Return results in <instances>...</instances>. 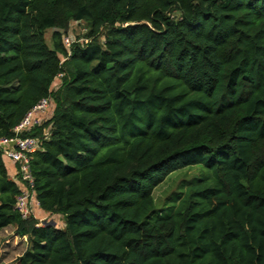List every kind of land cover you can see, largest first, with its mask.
Here are the masks:
<instances>
[{
	"label": "trees",
	"instance_id": "1",
	"mask_svg": "<svg viewBox=\"0 0 264 264\" xmlns=\"http://www.w3.org/2000/svg\"><path fill=\"white\" fill-rule=\"evenodd\" d=\"M70 22L87 42L63 44ZM45 97L20 136L63 225L22 218L0 148V229L30 243L14 264H264V0H0V139Z\"/></svg>",
	"mask_w": 264,
	"mask_h": 264
},
{
	"label": "rangeland",
	"instance_id": "2",
	"mask_svg": "<svg viewBox=\"0 0 264 264\" xmlns=\"http://www.w3.org/2000/svg\"><path fill=\"white\" fill-rule=\"evenodd\" d=\"M88 31V27L85 23L70 22L65 37L77 40L85 37ZM52 29H48L45 32V38L47 44L51 47L50 36ZM59 84V79L55 80L52 88L55 89ZM53 109L48 110V112L42 116L41 122H45L51 116ZM7 163V162H6ZM199 168H192L185 171V175H175L171 174L164 181L161 182L154 190V197L156 202L163 203L166 201L175 190L180 182L185 178L186 180L192 177L198 176L200 174ZM30 215L33 216L38 225L52 224L57 227H62V217L59 214H50L41 211L35 203L34 198L30 199ZM30 246L29 240L26 236H17L12 227H6L0 229V264H14L15 259L20 256L26 249Z\"/></svg>",
	"mask_w": 264,
	"mask_h": 264
},
{
	"label": "built area",
	"instance_id": "3",
	"mask_svg": "<svg viewBox=\"0 0 264 264\" xmlns=\"http://www.w3.org/2000/svg\"><path fill=\"white\" fill-rule=\"evenodd\" d=\"M74 42H87V39L83 37L73 40L69 37H63V44L67 48H70ZM52 107L53 103L50 97L40 99L33 106V108L26 113L22 121L14 128L15 135L13 137L0 139V148L3 156L17 166L14 179L16 180L18 178L26 185L22 190V193L18 196L15 205L22 218H27L31 211L30 199L32 200L33 195H31L30 190L33 187V179L29 163L32 154L40 149V140L37 137L32 136L22 137L20 136V133L30 130L34 126L41 125L42 116L45 115L48 110L52 109ZM35 203L37 205L36 200Z\"/></svg>",
	"mask_w": 264,
	"mask_h": 264
},
{
	"label": "crops",
	"instance_id": "4",
	"mask_svg": "<svg viewBox=\"0 0 264 264\" xmlns=\"http://www.w3.org/2000/svg\"><path fill=\"white\" fill-rule=\"evenodd\" d=\"M6 162H7V163H6ZM4 164H5V166H6V169L8 170L9 178H10L11 180H15V179H14L15 171H16V169H15V164H14L12 161L8 160V159H4Z\"/></svg>",
	"mask_w": 264,
	"mask_h": 264
}]
</instances>
